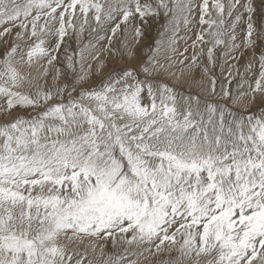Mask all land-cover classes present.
Instances as JSON below:
<instances>
[{
  "label": "snow or ice",
  "instance_id": "1",
  "mask_svg": "<svg viewBox=\"0 0 264 264\" xmlns=\"http://www.w3.org/2000/svg\"><path fill=\"white\" fill-rule=\"evenodd\" d=\"M0 45V264H264V0H0Z\"/></svg>",
  "mask_w": 264,
  "mask_h": 264
},
{
  "label": "rangeland",
  "instance_id": "2",
  "mask_svg": "<svg viewBox=\"0 0 264 264\" xmlns=\"http://www.w3.org/2000/svg\"><path fill=\"white\" fill-rule=\"evenodd\" d=\"M160 30L159 28V22H152V26L149 30L150 32V37H151V40L154 42L156 39L159 38L158 36V31ZM179 38L178 39V46L180 48V50H183V48L186 46V43L185 41H187V44L190 45L191 44V39H188V37H191L192 39H194V36H192L191 33H188V34H185L183 30H181V32L178 34ZM89 39H91L89 37V35L87 33L84 34L83 36V43H87L89 41ZM129 39H131V37L129 36ZM70 44V47L73 49V50H78V46L75 42V40H72L69 42ZM2 45H0V49H2ZM116 47L119 48L120 47V43H119V39L117 40L116 42ZM140 45H137V48H139ZM190 54V53H189ZM63 54H61V61H63ZM103 60H105L106 62V66L107 68L111 69V68H119V67H122L124 66V61L121 59V57L115 55L114 53L113 54H109V53H104L103 57H102ZM90 61L86 60L85 63H84V67L85 69L87 70V64L89 63ZM223 61H221L222 63ZM97 64L99 63V61L96 62ZM57 66H62L61 65H57ZM54 70V69H53ZM80 71V66L78 65L77 66V72ZM242 71V69H241ZM105 75H107V72H105ZM217 75L220 76V71L219 69H217ZM75 74H72V78H74ZM91 76H92V79H93V82L94 83H98L100 79H102L101 76H99L96 72V65L94 64L93 68L91 69ZM170 82H173L170 80ZM48 83H53L51 77L48 78ZM178 90L181 91V92H187L189 89L187 88V86L183 87V88H180L178 87ZM111 245L108 246L107 248V251H111ZM99 251V250H97Z\"/></svg>",
  "mask_w": 264,
  "mask_h": 264
},
{
  "label": "bare ground",
  "instance_id": "3",
  "mask_svg": "<svg viewBox=\"0 0 264 264\" xmlns=\"http://www.w3.org/2000/svg\"><path fill=\"white\" fill-rule=\"evenodd\" d=\"M63 56V55H62ZM103 57V56H102ZM62 59V58H61ZM54 71V70H53ZM49 84H52V83H49Z\"/></svg>",
  "mask_w": 264,
  "mask_h": 264
}]
</instances>
